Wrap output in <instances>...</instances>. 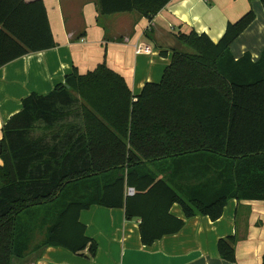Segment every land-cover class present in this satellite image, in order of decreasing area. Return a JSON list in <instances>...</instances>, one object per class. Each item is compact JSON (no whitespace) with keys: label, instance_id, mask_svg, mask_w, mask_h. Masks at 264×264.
Here are the masks:
<instances>
[{"label":"trees","instance_id":"1","mask_svg":"<svg viewBox=\"0 0 264 264\" xmlns=\"http://www.w3.org/2000/svg\"><path fill=\"white\" fill-rule=\"evenodd\" d=\"M171 1L98 6L101 16L149 18ZM255 19L251 11L229 24L218 43L178 35L192 52L173 49L161 81L138 96L101 64L26 97L0 141V264L47 247L94 256L80 214L95 205L141 220L142 243L151 246L179 233L185 219L219 220L230 200L264 203V51L258 62L231 51ZM56 46L42 0H0V68ZM174 205L184 219L171 214ZM218 253L235 263L236 238L220 239Z\"/></svg>","mask_w":264,"mask_h":264},{"label":"crops","instance_id":"2","mask_svg":"<svg viewBox=\"0 0 264 264\" xmlns=\"http://www.w3.org/2000/svg\"><path fill=\"white\" fill-rule=\"evenodd\" d=\"M34 1V0H25ZM57 46L29 53L0 68V141L7 122L22 110L31 94L48 95L65 78L78 71L86 74L106 64L126 80L138 96L147 83H159L170 65L172 50L182 45L178 35L206 34L218 43L229 24L253 11L255 21L233 43L236 59L246 53L254 62L264 51V7L260 0H172L152 17L130 13L101 16L98 0H42ZM152 49L137 55L136 45ZM183 48V47H182ZM3 161L0 157V168ZM171 214L184 219L179 205ZM87 236L97 244L72 253L47 247L36 255L12 264H264V203L230 200L223 216L212 221L196 216L185 219L177 234L151 246L142 243L141 220H128L124 209L95 205L80 214ZM236 238V262L222 260L218 242Z\"/></svg>","mask_w":264,"mask_h":264},{"label":"built area","instance_id":"3","mask_svg":"<svg viewBox=\"0 0 264 264\" xmlns=\"http://www.w3.org/2000/svg\"><path fill=\"white\" fill-rule=\"evenodd\" d=\"M136 53L137 55H151L152 49L150 47L143 46L142 44L136 45ZM135 194V190L133 188H129L127 190V196H133Z\"/></svg>","mask_w":264,"mask_h":264},{"label":"rangeland","instance_id":"4","mask_svg":"<svg viewBox=\"0 0 264 264\" xmlns=\"http://www.w3.org/2000/svg\"><path fill=\"white\" fill-rule=\"evenodd\" d=\"M182 47H183V48H182ZM182 47H181L180 51H182V52H188V53H191V52H192V50L189 49L188 47H186V46H182ZM42 238H43V235H38V236L36 237L35 243L38 244V243L42 240ZM38 254H39V251H38V252H35L34 249H33V250L29 253V255L27 256V258L32 257L31 260L34 261L35 258H36V255H38Z\"/></svg>","mask_w":264,"mask_h":264}]
</instances>
